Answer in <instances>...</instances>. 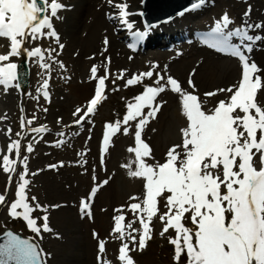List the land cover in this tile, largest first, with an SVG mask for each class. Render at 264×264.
<instances>
[{
  "label": "snow or ice",
  "instance_id": "1",
  "mask_svg": "<svg viewBox=\"0 0 264 264\" xmlns=\"http://www.w3.org/2000/svg\"><path fill=\"white\" fill-rule=\"evenodd\" d=\"M105 3L111 9L106 14L108 18L133 29L135 22L129 20L132 12L126 0H105ZM209 4L214 6L215 0H192L176 15L182 17ZM73 7L63 0H0V38L7 47L6 52L0 53V90L4 93L12 88L21 90L19 65L12 58L23 56L41 70L37 73L41 82L33 98L38 101L42 96L51 102L53 64L62 72L67 71L64 61L58 58L66 45L55 21L62 20L61 13ZM251 13L252 5L247 4L241 23L236 25L224 10L211 30L201 33L204 44L238 60V79L224 86L199 92L193 81L196 73L193 68L185 87L170 74L168 64L161 66L158 61H149L146 70L130 74L127 68L111 73L110 56L104 57L101 65L90 66L87 79L96 82L94 91L83 105L74 108L71 125L83 128L85 123L93 124V117L107 100L108 92L119 91L121 87L142 89L129 98L121 97L125 111L104 122L99 149V165L107 174L105 159L114 147V138L131 137L132 143L126 147L128 155L120 167L127 177L141 184L139 193L129 195L126 203L113 208L109 237L119 241L116 264H137L132 253L146 249L153 237L154 221L161 225L158 235L172 246L173 264H181L182 260L183 264H264V65L252 57L254 49H264V19L252 20ZM138 14L144 15L142 11ZM167 19L171 21L173 17ZM152 28L153 25L145 23V30H137L133 35L137 41L142 40ZM45 40L51 41L47 47L42 43ZM109 43L105 36L103 52ZM128 47L135 48L136 44ZM101 67L103 74H98ZM118 80L123 83L117 84ZM109 81L110 89L106 83ZM167 91L178 96L184 124L178 129L179 142L171 143L163 156L157 158L145 138V130L157 120L167 103L163 98ZM19 111L20 130L15 132L16 138H12L13 129L9 125L3 129L8 138L6 149L0 148V170L7 175L5 188L0 192V208L6 210L5 223L0 225V264H49L53 253L43 247L45 234L62 239V234L50 225V210L65 207L67 202L42 203L36 195L29 196L30 177L43 169L30 171L28 154L34 152L37 140L52 129L44 123L34 126L38 120L35 112L25 114L22 105ZM5 119L6 113L0 115V121ZM56 123L61 126L56 132L59 138L49 143L60 148L74 133L65 131L70 125L63 123V117H57ZM91 131L89 128V139ZM151 132L156 133L157 128L152 127ZM30 134L35 135L29 138ZM22 148L26 154L22 155ZM87 151L85 148L77 152L79 159L69 162L80 166L84 173L89 172L85 167ZM64 163L61 160L46 167L56 170ZM18 166L22 170L18 171ZM14 177V198H10ZM110 179L106 175L97 182L96 166H92L90 191L79 198L78 205L73 201L80 219L94 220V199ZM129 212L132 218L126 222ZM18 219L30 235L24 236L8 227V220ZM137 222L139 226L134 227ZM170 230L174 234L166 235ZM91 235L97 240L96 264H113L106 257L109 237L99 238L95 229Z\"/></svg>",
  "mask_w": 264,
  "mask_h": 264
},
{
  "label": "rangeland",
  "instance_id": "2",
  "mask_svg": "<svg viewBox=\"0 0 264 264\" xmlns=\"http://www.w3.org/2000/svg\"><path fill=\"white\" fill-rule=\"evenodd\" d=\"M138 1L141 6V0ZM226 2L223 4L222 2L218 5L217 10L218 14L222 13L224 10H227L230 13H236L238 16L243 13L245 7L247 4H251L252 7H258L256 11H260L264 13V0H225ZM241 4V6L238 8L237 4ZM138 5V6H139ZM137 6V7H138ZM134 10H136L134 8ZM254 14H255V12ZM217 14V15H218ZM258 14V12H257ZM209 15V14H208ZM207 15V16H208ZM202 16V15H201ZM255 16H262V13L260 15ZM200 17V16H199ZM199 17H195L193 19H186L185 22L192 23L197 22L200 23L201 19H198ZM88 18L86 17L84 21L82 22V27L80 28V36L81 38H91L92 32L91 30L86 29ZM264 19V15H263ZM192 20V21H191ZM89 22V20H88ZM62 22L60 23L59 20V29L62 32ZM63 34V32H62ZM63 42L66 45L65 51L59 56V59L63 60L65 65L67 66V71L62 72L60 69L56 71V74L53 76L55 81L52 82V91L56 96L55 103L51 107L49 113L53 115V119L57 117H68L72 111H74L75 106L77 105H83L93 94L95 81H89L86 80L83 75H80L76 68L72 65L73 64V58H74V48L75 44L71 42L70 44V38L65 39L63 36ZM81 49V48H80ZM195 47L191 49L193 52L192 54H188L183 56L184 58H187L190 62L195 66H204L206 62L208 61V57L206 54H200L202 53L200 50H194ZM91 51L93 50H81V55L83 56V59L86 60L87 64L86 66L90 68L95 58H93L91 55ZM198 52V53H197ZM200 54V55H198ZM91 57V58H90ZM261 57L264 58V49H262L261 52L257 55V60L261 61ZM183 58V59H184ZM165 58H162L161 61H158L161 66L164 65ZM168 60V59H167ZM172 60V59H171ZM188 61V62H189ZM201 61H203L201 63ZM128 64H125L123 68H127L126 66ZM192 65V64H191ZM58 67L55 65V68ZM148 67V64H145V62L140 63L136 66V70H134V67H129L130 71L134 70H146ZM129 71V73H130ZM170 74H171V70ZM174 75H177L173 72ZM127 75V74H126ZM64 76H70V80L63 79ZM88 77V76H87ZM239 77V72L236 75L237 80ZM183 80V79H182ZM146 83H150V81H145ZM186 82V81H185ZM225 82V83H224ZM217 81L216 83L210 84L207 89L211 90L215 86H224L228 84V81ZM123 81L118 80L117 84H122ZM112 87V84L109 81V89ZM142 89L139 86H133L129 87L127 89H124L123 87L120 88L119 91L116 92H109L108 99L105 100L102 105L99 106L97 113L93 117L94 123L90 125L89 128H96L99 129V134H102L103 125L105 121H110L115 118L116 113H120L121 115L125 111V101L121 99V97L129 98L135 94H137ZM27 92V91H26ZM15 94V100L10 104V97H4L7 99V102L4 101L1 102L0 100V115L7 114V119L0 121V136H1V145L0 148L6 149V145L8 143V138L4 134L3 129H6L9 125L13 129V135L12 138L15 137V132L20 130L19 125V118L20 116H13L10 117L8 114L9 112H14L16 110V107L19 109L24 104L22 103L23 98L20 96H17ZM7 103V104H6ZM41 112H43L41 110ZM45 113V112H44ZM48 113V112H46ZM44 115H47V114ZM31 115V114H27ZM68 119V118H67ZM57 124V123H56ZM91 136V133H90ZM89 132L88 129L84 131H80V134L75 137L67 146H64L61 149L57 150H49L45 149V145L43 144L44 140L41 142L35 143L34 146V152L33 153H40L42 150H45L48 152L46 156H39L40 158L34 159L31 154L29 155V168L30 171H35L36 169H43V171L39 172L34 177H30L31 184H30V192L29 196L36 195L38 199L42 203H61V202H67V206L63 208H69V214L71 216L70 221L68 222L67 226L62 223L60 224V228L57 227L58 222L60 221V217H55V213H51L50 215V225L53 227L54 230L60 232L62 234V239L54 238L51 234H45V238L43 240V247L51 251L53 253V258L49 261V264H62L63 261H71V264H96V254H97V240L93 239L91 233L92 230L95 229L96 232L99 235V238H104L105 235L109 232L110 229L113 227V220L111 217V207L116 205V203L109 202L106 198V192L101 191L99 192V196L95 200V203L93 204V214H94V220H88L87 217L84 219H80L79 213H78V207L73 206V201H75L78 205L79 202V196L85 195L87 191H90V188L92 186V180H91V173H92V166H96V175H97V182H99L100 178L104 176V171L101 169L99 165V159H95L93 157V151L94 146L93 143L89 140ZM31 138V136H29ZM27 141H22V144L26 143ZM88 149L86 153V159L88 160V164L85 167H88L89 172L84 173L83 169L76 165L75 163H69L70 161H75L79 159V157L76 155L77 152L81 151L82 149ZM100 146L97 145V150L99 151ZM42 153V152H41ZM26 154L22 148V155ZM62 154L65 155L62 156ZM63 160L64 166L58 167L56 170L48 169L46 166L49 163H57L58 161ZM105 163L107 165V160L105 159ZM22 170L20 166H18V171ZM7 183V175L3 173L1 170L0 173V187L2 191L5 188V185ZM60 183L62 186L60 187L61 194H50L49 191L45 188L47 186L54 188L59 187ZM57 184V186H55ZM15 191V177L13 180V184L10 190V198H14L12 194ZM79 192H83L82 194H79ZM71 194H75V197H71ZM54 196V197H53ZM95 208V211H94ZM108 210L106 211V209ZM104 209V210H102ZM106 211V212H105ZM6 210L0 208V225H3L6 220ZM39 215V213H36ZM114 213H112V216ZM104 217L107 218V223L104 220ZM8 227L15 228L16 231H19L23 233L24 235L28 236L30 235V232L26 229L25 224L21 220H8L7 221ZM161 225L158 221H154V233L152 239L148 242V246L143 252H133L132 255L137 261V264H173L172 261V255H173V249L172 246L168 243V241L164 238H161L158 235V231L160 229ZM73 229V233H68L66 229ZM60 229V230H59ZM174 234L171 232L166 234ZM118 247L119 242L115 244L114 251L116 254H118ZM161 248L165 254V259L161 260L160 257L157 259L155 257H149L147 254L151 253L154 248ZM181 264H183V260L181 261Z\"/></svg>",
  "mask_w": 264,
  "mask_h": 264
},
{
  "label": "bare ground",
  "instance_id": "3",
  "mask_svg": "<svg viewBox=\"0 0 264 264\" xmlns=\"http://www.w3.org/2000/svg\"><path fill=\"white\" fill-rule=\"evenodd\" d=\"M63 2L74 5L73 8H71L66 14H64L62 22V32L65 39L70 38V44L72 42L76 45L73 51L78 52V55H74L72 65L76 68L77 72L80 75H83L85 79H87L86 76L89 75L90 68L86 66L87 62L85 59H83L81 50H93L91 51V54L95 53L96 55L94 56L95 60L92 64L101 65L104 57L110 56L111 73H115V71H117L119 68H122L125 64H128L126 66L130 71L129 67H135L137 63L143 62L146 59L147 56L140 58L137 57L135 61H133L134 59L129 60V55L125 51L120 50L119 47H121V44L111 38L112 32L110 30V26L107 21V15L105 12V0H63ZM126 2L130 5V11L132 12V16H134L132 5L137 3L136 0H127ZM240 6L241 4L238 3L237 7L239 8ZM86 17L88 18L89 22L86 19L87 26L85 28L91 30L92 37L83 39L80 36V28L82 27V22ZM136 18L139 21L141 20L138 16H136ZM176 19L177 18H175L174 20ZM116 21L117 20L113 19L114 23H116ZM169 30L173 32L175 28L170 25L168 26V31ZM176 34L178 35L179 33ZM105 36L108 37L110 43L107 51L103 52L102 41ZM101 52H103V55H101ZM254 54L255 52L252 53V57ZM214 55L215 56H213L212 58H208V61L202 67L195 66L192 61L190 62L189 60H187V58L175 60L170 65H172L173 72L177 74L176 78L183 82V85L185 87H187L185 81L187 80L190 71L193 68H196V73L193 76V81L196 84L199 92L202 93L206 90H209L207 89V87H209L210 84L216 83L217 81H228V84L232 83L236 79L235 75H237L238 71L240 70L236 60H234L232 57L216 54ZM256 61L258 62V60ZM258 63L264 65V58L261 57V61L259 60ZM38 72L40 71L36 70L34 72V68L31 69L30 82H34V84H36L33 85L34 87H39L41 82L40 77L37 75ZM131 72H134V70H131L130 73ZM9 97L11 104L14 101V96L10 95ZM169 97L170 98H168L167 107L163 106L161 112L158 114L157 120L152 121L149 127L145 130V138L148 139L149 143L153 146L154 153L157 158H161L163 156L166 147L171 143L179 142L178 129L179 127L183 126L184 123L183 118L179 114V108L176 107L178 97L173 94ZM152 127L157 128L156 133L151 132ZM96 142L97 140H94V143ZM118 143L117 146H115L114 144V147H112L114 149L112 150L111 155L106 157L108 161L106 165L108 171L107 174L104 173L103 178H106L107 175L111 176V179L109 184L103 187L101 190H104V192L107 193L106 198L107 200H109V202L116 203V205L112 206L111 209L115 206L117 207L120 204L126 203L129 195L133 193H139L141 191L140 182L127 177L124 169L120 167V164L125 162V157L128 155V153L126 152V147L130 143H132V139L131 137H125L121 135ZM94 156L96 159L99 158L97 150L94 152ZM55 186H57V184ZM61 186L62 184L60 183L59 187L51 188L47 186L45 188L49 191L50 194H56L55 196H57L62 195L60 190ZM82 193L83 192H79V194ZM70 196L75 197V194H71ZM68 212L69 208H59L54 212L55 217H60V221L58 222L57 227L60 228V224L62 223V221L67 226L68 222L71 219V216ZM129 214L131 213L129 212ZM104 220L107 223V218L104 217ZM133 226L138 227V222L134 223ZM66 231L68 233H73V229L70 228L66 229ZM110 240L112 239L109 237L107 240L108 243L106 253ZM115 257L116 255L113 250L108 253V258L113 261V264H116ZM62 264H71V261H63Z\"/></svg>",
  "mask_w": 264,
  "mask_h": 264
},
{
  "label": "water",
  "instance_id": "4",
  "mask_svg": "<svg viewBox=\"0 0 264 264\" xmlns=\"http://www.w3.org/2000/svg\"><path fill=\"white\" fill-rule=\"evenodd\" d=\"M186 1L187 0H181L180 2L178 1V3L172 8V10H177L180 6L185 4ZM0 242H2V240Z\"/></svg>",
  "mask_w": 264,
  "mask_h": 264
}]
</instances>
